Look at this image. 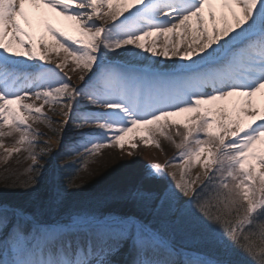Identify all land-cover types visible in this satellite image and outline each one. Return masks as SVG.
<instances>
[{
  "label": "snow or ice",
  "instance_id": "6c2138e0",
  "mask_svg": "<svg viewBox=\"0 0 264 264\" xmlns=\"http://www.w3.org/2000/svg\"><path fill=\"white\" fill-rule=\"evenodd\" d=\"M44 9L71 21L76 34ZM61 50L54 62L50 53ZM120 52L131 59H110ZM69 61L80 71L78 85L63 71ZM258 93L264 0H0V147L15 135L19 147L5 152L32 160L21 186L35 189L43 178L38 158L49 148L36 150L41 133L30 121L51 127L45 105L64 117L53 128L61 138L73 122L79 143L67 151L79 152L78 160L126 142L136 149L137 138L159 148L158 132L177 155L151 162L146 175L159 182L167 167H180V178L168 174L158 191H128L132 210L114 214L48 221L0 203V264H264ZM33 97L41 103L25 102ZM195 165L203 171L193 177ZM72 184L53 186L47 204L62 203Z\"/></svg>",
  "mask_w": 264,
  "mask_h": 264
},
{
  "label": "rangeland",
  "instance_id": "374dc122",
  "mask_svg": "<svg viewBox=\"0 0 264 264\" xmlns=\"http://www.w3.org/2000/svg\"><path fill=\"white\" fill-rule=\"evenodd\" d=\"M26 7L28 8L29 13L34 18L40 15V9L29 5H26ZM43 11L47 13L48 18L54 24H56V26L62 27L65 30L71 32L72 34H76L71 21L65 20L62 17H58L50 10L44 9ZM205 13L207 14V9L205 10ZM46 38L49 40L50 43L53 42L50 36H46ZM64 55L65 54L62 50L59 52V55H57L55 52L50 53L51 59L54 62L57 60H62L64 58ZM110 59H113L116 62H121L122 60L131 59V56L127 53L120 52L119 55L115 57H110ZM63 71L68 73V75L71 77V82L74 85H78L81 83L79 79L80 71L78 68H76L75 64L72 61H69L67 63ZM256 99L259 105L260 99L264 100V94L258 93ZM25 102L35 103L37 105L41 103L40 100H37L34 97ZM223 103L231 105L232 101L229 100ZM55 107L59 108V105H55ZM43 110L47 113V116L51 118V127H49L48 124L43 122L33 123L32 121H30V123H32V127L34 129H39L41 133V135L37 137V140L40 141V143L37 145L36 150L39 151L41 148H49V155L38 158V163L41 165H45L43 170L47 168L52 172V170L55 169V166H57V170L61 171V169L67 168L62 166L72 165L78 159L79 152L69 153L67 151L69 147H73L79 143L77 133L72 128L73 122L69 121V124L67 128H65V130L63 131L61 138V134L54 132L53 128L59 129L61 126L60 122L63 121L64 117L61 116L58 111H51L48 105H45ZM172 119H183V117H173ZM169 131H171L174 135V127L169 129ZM129 135L131 136L133 134ZM135 135L139 137L140 135H144V133L139 132ZM155 135L160 140L159 148L156 147L155 144L145 145L142 141L137 138L135 140V143L138 145L136 149L130 148L126 142L125 148L123 150L118 147H105L99 153H97L99 154L97 158L93 157L92 155L87 157L88 159L86 160V162L92 164V168H90L92 169V171L86 176L85 179L88 182L94 183L96 185L107 183L108 186H106L105 189L107 193L109 192L110 194H112V196L115 197L112 201V203H114L113 207L115 209H120L123 211L132 210V206L128 203L125 198V194L128 191L136 187L142 186L150 187L153 189V191H158L163 184L169 183L171 181L172 178L168 174L173 172L175 173V171H173L175 168L179 169V172L177 173L178 175L176 174L175 179L180 178V167L176 163H173L172 165L167 167L165 178L162 181H152L146 175L148 171V166L151 162H159L163 164L170 158L175 157L178 151L169 140H167L163 136H160L158 132L155 133ZM2 139L4 140V147H0V187L3 182V176H13L14 179L15 176L19 177L20 175H24L26 174L28 166L32 163V160L28 157V154L24 151H20L19 153H13L11 156H9L5 152V147H19V145H14V140L16 139L15 135L12 137H4ZM176 139L178 140L179 137H176ZM45 141L49 143L46 144L44 143ZM80 151L82 152L83 150L81 149ZM109 167H112V169L110 172H107ZM117 168H119V172L116 176L113 169ZM96 169L98 170L95 171ZM57 170H53V176H56V178L60 174ZM202 171L203 170L200 165H195L191 170V174L193 177H195L197 173L202 174ZM106 174L109 175L106 176ZM3 204L6 207H16L7 203ZM84 209L85 211H83L81 215H89L86 213L89 212L88 207H85ZM80 210L81 208L77 209L75 212L79 213ZM110 211L111 210L104 209L100 212ZM78 213H74L69 216H75ZM114 213L116 212H113V214ZM69 216H66L62 219L65 220ZM181 227H183V225H181ZM237 258L241 259V257Z\"/></svg>",
  "mask_w": 264,
  "mask_h": 264
},
{
  "label": "trees",
  "instance_id": "16d2710c",
  "mask_svg": "<svg viewBox=\"0 0 264 264\" xmlns=\"http://www.w3.org/2000/svg\"><path fill=\"white\" fill-rule=\"evenodd\" d=\"M92 156L97 158L99 154L96 153ZM86 160L77 159L74 164L61 169V171L57 170V166H55L53 170H57L60 173L57 178L53 176V170L51 172L47 168L42 169L43 178L39 187L35 189H26L17 182L18 180H23L26 174L19 177L15 176L14 179L13 176H3V182L0 187V203L22 207L29 211H39L43 218L48 221L62 219L78 213L75 211L80 208L81 210L78 214H81L85 211V207H88L89 212L86 213L89 215L102 213L100 211L104 209L111 210L110 212L112 213L123 211L113 207L114 203L112 201L115 197L106 192L107 183L96 185L85 179L92 171L90 169L92 164L87 163ZM111 169L112 167H109L107 172H110ZM113 171L117 176L119 168L113 169ZM65 173L70 175L66 176ZM108 175L106 174V176ZM69 179L73 180V184L65 189L62 203L56 207L49 206L47 200L52 187L59 186L64 188ZM236 259L238 258L236 257Z\"/></svg>",
  "mask_w": 264,
  "mask_h": 264
},
{
  "label": "bare ground",
  "instance_id": "6f19581e",
  "mask_svg": "<svg viewBox=\"0 0 264 264\" xmlns=\"http://www.w3.org/2000/svg\"><path fill=\"white\" fill-rule=\"evenodd\" d=\"M264 100L260 99V104L263 103ZM173 171H175V173L177 174L179 172L178 168H175ZM178 175V174H177Z\"/></svg>",
  "mask_w": 264,
  "mask_h": 264
}]
</instances>
